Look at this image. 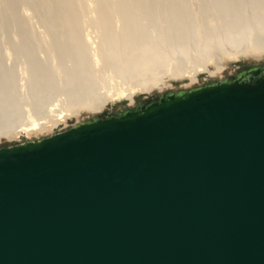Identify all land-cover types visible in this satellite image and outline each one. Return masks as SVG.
I'll return each instance as SVG.
<instances>
[{
  "label": "water",
  "instance_id": "1",
  "mask_svg": "<svg viewBox=\"0 0 264 264\" xmlns=\"http://www.w3.org/2000/svg\"><path fill=\"white\" fill-rule=\"evenodd\" d=\"M0 264H264V66L0 147Z\"/></svg>",
  "mask_w": 264,
  "mask_h": 264
},
{
  "label": "bare ground",
  "instance_id": "2",
  "mask_svg": "<svg viewBox=\"0 0 264 264\" xmlns=\"http://www.w3.org/2000/svg\"><path fill=\"white\" fill-rule=\"evenodd\" d=\"M211 1L221 13L220 25L212 10L218 24L210 14L204 27L197 8L193 17L187 12L185 0H2L0 29L15 30L17 37L6 38L9 47L0 44V131L21 117L26 130L40 134L48 117L55 125L67 115L63 112L89 115L106 103L127 99L131 104L137 93L169 86L164 76L182 79L190 60L206 58L220 74L227 62L264 55V0ZM36 33L48 39L46 50L34 45ZM16 54L23 60L17 72L4 64ZM204 63L188 69L190 83L197 72L207 71Z\"/></svg>",
  "mask_w": 264,
  "mask_h": 264
},
{
  "label": "rangeland",
  "instance_id": "3",
  "mask_svg": "<svg viewBox=\"0 0 264 264\" xmlns=\"http://www.w3.org/2000/svg\"><path fill=\"white\" fill-rule=\"evenodd\" d=\"M197 1H200V2H197ZM203 1V2H202ZM205 1V2H204ZM192 2V3H191ZM212 2V3H211ZM204 3V4H203ZM207 3H208V0L206 1V0H195V1H191L190 0V2H189V0H185V5H186V10H187V12L190 14L191 13V16L193 17V13H195V11H196V8H197V12H196V15H197V17H198V22L200 23V25L202 24H204L203 26L205 27V25L208 23H206V22H204V21H208L207 19H208V15H212V10H214L215 11V14L213 13V15H216L217 16V19H218V17H219V20H218V23L216 22V20L217 19H215L216 17L215 16H211V18H210V16H209V18L210 19H212V17L215 19V23L214 24H218V25H220V22L219 21H221L220 20V18H221V13H218L219 12V10L217 9V7L214 5V3H213V1H211V0H209V3H208V5H207ZM196 5V7H195V5ZM203 4V5H202ZM204 6V7H202V6ZM205 5H206V7H205ZM211 5H212V7H211ZM191 6V7H190ZM194 6V7H193ZM213 6H215L216 8L215 9H213L214 7ZM3 2H2V0H0V9H3ZM208 7H211V8H208ZM192 9V10H191ZM195 9V10H194ZM206 9H207V11H206ZM194 10V11H193ZM204 10V11H203ZM216 10H217V13L218 14H216ZM199 11V12H198ZM213 11V12H214ZM201 12H203V13H201ZM210 12V13H209ZM207 15V16H206ZM218 15H220V16H218ZM202 16L204 17V18H202ZM206 16V17H205ZM85 20H87V18L85 19ZM31 21V22H30ZM202 21L204 22V23H202ZM29 22L30 23H32L31 25H33V28L36 30V32H38V31H40L42 28H39L40 26H39V24H38V21H37V19H35V18H32L31 20H29ZM222 24V23H221ZM246 24V23H245ZM39 26V27H38ZM203 29H206V28H203ZM203 29H202V31H203ZM209 29V28H208ZM9 29H5V28H1L0 29V44H2V45H0V46H2V47H6L5 45H7V47H9L10 46V41H8V39L9 38H11V37H13L14 35H15V30H13V28H12V30L13 31H11V29H10V31L12 32V33H9V31H8ZM207 30V29H206ZM206 30H204V31H206ZM10 34V36L8 35V34ZM39 33V32H38ZM37 34V33H36ZM5 35H7V36H9V37H7V36H5ZM13 35V36H12ZM3 36V37H2ZM37 37H36V41L34 42V45L35 46H37L36 48L38 49V50H40V48L42 49V48H45V50H46V48H47V46H48V43L47 42H49V41H47L48 39L46 38V40H44L45 39V37L46 36H43V35H40V34H37L36 35ZM38 36L40 37V39L38 38ZM17 37V35H15L14 36V38H16ZM42 37V38H41ZM44 37V38H43ZM6 38H8V39H6ZM257 38V37H256ZM260 38V37H259ZM258 38V39H259ZM12 39V38H11ZM41 39H42V41H41ZM261 39V38H260ZM10 40V39H9ZM41 42H39V41ZM2 41V42H1ZM6 41H8L7 43H6ZM17 41V40H16ZM47 41V42H46ZM259 41H261V40H259ZM39 42V43H38ZM45 43V44H42V43ZM6 43V44H5ZM36 43V44H35ZM42 44V45H41ZM257 44H259V42H257ZM38 45H40V46H38ZM46 45V46H45ZM43 46V47H42ZM2 47H0V48H2ZM40 47V48H39ZM44 50V49H43ZM14 55H15V53H14ZM43 55V54H42ZM41 55V56H42ZM18 55L16 54V57H17ZM21 58H18V59H16V57H12V58H9V57H5L4 58V64H5V66L7 67V68H9V69H15V71L17 72L18 71V67L20 66L19 64L20 63H22L23 62V60H22V56L21 55H19ZM18 56V57H19ZM44 55H43V58L41 59V60H44ZM205 57V56H204ZM203 57V58H204ZM201 60H199V59H196L195 60V62H193V60L191 61V63H190V61L186 64V65H184L183 66V68H184V70L185 71H188L189 73L187 74V73H185V74H183V78L182 79H178V80H171V79H169L167 76H164L163 77V81L165 80V82H167L168 84H169V86H166L165 88H163V89H161V90H151L150 92H148V93H145V92H142V93H137V94H135V96L133 97V99H134V102L133 103H129L128 102V100L127 99H124V100H121L120 102H115V103H106L103 107H102V109H101V111L100 112H97V113H94V114H84V113H80V114H76L77 112H75L74 113V111H72V112H63V114L64 115H66V116H64L61 120L62 121H60V120H58V121H55L56 123H55V125H54V119L55 118H52V117H48V119L46 120V121H48V122H46L48 125H45L46 126V129H47V131H49V129H51L49 132H47L46 131V129H45V131L44 132H42V133H36V129H29V130H26L27 129V127H25V126H22V124L24 123V119H22L21 117H19L18 119H16L15 121H14V123L12 124V125H10L9 126V128H7V132H5V130H2V131H0V147H4V146H6V147H10V146H15V145H20V144H24V143H27V142H34V141H38V140H40V139H43V138H46V137H49V136H51V135H54V134H57V133H60V132H63V131H66V130H68V129H70V128H72V127H75V126H77L78 124H81V123H84V122H86L87 120H92V119H95L97 116H101V115H105V114H109V115H116V114H119V113H122V112H125V111H128V110H130V109H133V108H135V107H137V106H139V105H141L142 103H144V102H146V101H149V100H152V99H154V98H157V97H160V96H162V95H164V94H167V93H178V92H184V91H188V90H192V89H195V88H199V87H203V86H207V85H211V84H214V83H217V82H222V81H226V80H228L229 78H231V77H233V76H235V75H237L238 73H240V72H242V71H244V70H248V69H252V68H258V67H263L264 66V55H262V56H260V57H257V58H255V57H249V56H246L245 58H241L237 63H232V62H227L226 63V66H225V69L223 70V72H221L220 74H218V73H216L215 71H214V68H215V64H214V66L212 65L213 63H211V64H209L210 62H208L207 61V63H206V58H204L203 60H202V58H200ZM259 59V60H258ZM8 60V61H7ZM17 60V61H16ZM22 60V62H20ZM200 62H199V61ZM205 61V63H204V65L206 66L205 68L207 69V71L208 72H212L213 73V71H214V73L212 74V75H209V73L207 72V71H205V70H203V71H201V72H197L196 73V75H197V80L196 81H194V82H191L190 83V81H189V79L188 78H186V76L187 75H192V73H193V71H191V73H190V71L188 70V69H191L192 68V66H193V68H194V66L195 65H203V62ZM225 59L221 62V63H225ZM172 63V62H171ZM171 63H168V65H169V70L170 69H172V67H173V65L171 64ZM194 65H193V64ZM201 63V64H200ZM170 64L172 65V67L170 68ZM190 64V65H189ZM192 64V65H191ZM211 65V66H210ZM217 65V64H216ZM12 66H15V67H12ZM191 66V67H190ZM228 66V67H227ZM196 67V66H195ZM187 68V69H186ZM17 69V70H16ZM200 69H202L201 67H200ZM227 69V70H226ZM183 70V71H184ZM17 76L19 77V74H17ZM152 82V81H151ZM181 82H183V83H181ZM186 83V84H185ZM150 82L148 83V86H150ZM178 84V85H177ZM177 85V86H176ZM176 86V87H175ZM124 88H126V86L124 87ZM135 88H137V89H140L139 87H135ZM125 93H127V92H125ZM51 103V102H50ZM49 103V104H50ZM53 104H58L57 102H52ZM107 106V107H106ZM51 108V106H49V105H46V107H45V110L46 109H50ZM73 118V119H72ZM53 120V121H52ZM50 122V123H49ZM51 122H53V123H51ZM49 124L51 125V127L49 126ZM54 126H53V125ZM48 126H49V129H48ZM52 126H53V128H52ZM29 128V127H28ZM22 129V130H21ZM21 130V131H20ZM36 130V131H35ZM4 131V132H3ZM26 131H28V132H30V133H28L27 132V134H26ZM35 131V132H34ZM13 132V133H12ZM9 134V135H8Z\"/></svg>",
  "mask_w": 264,
  "mask_h": 264
}]
</instances>
